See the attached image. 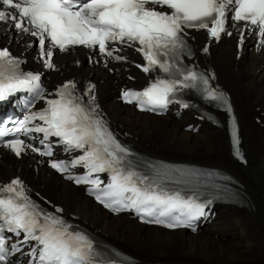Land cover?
I'll return each mask as SVG.
<instances>
[{
  "label": "snow or ice",
  "instance_id": "obj_1",
  "mask_svg": "<svg viewBox=\"0 0 264 264\" xmlns=\"http://www.w3.org/2000/svg\"><path fill=\"white\" fill-rule=\"evenodd\" d=\"M0 23L36 38L39 58L53 70L55 49L67 52L73 46L98 48L106 57V67L109 59L127 62V56L121 53L125 48L134 49L145 61L136 67L145 74H155L143 90L122 91V99L129 104L135 102L141 111L164 110L169 103L180 102L178 93L183 89H194L205 94V99L231 110L227 97L210 86L214 76L183 63L184 56H192L186 29H205L210 37L219 40L222 33L233 35L230 26L239 33V46H243L248 32L256 34L258 49L264 47V0H0ZM204 51H208L207 47ZM23 62L7 47L0 48V101L28 89L47 107L29 111L12 128L0 122V143L4 147L18 157L26 150L52 157V144L46 141L49 137L59 138L65 151L78 149L83 154L70 163L50 160V167L67 173L65 178L78 185H92L89 194L105 208L114 213L134 208L144 223L196 230L192 222L206 215V203L211 201L198 203V197H186L169 187L172 176L184 175V170L152 166L151 175L137 171L129 159L131 153L109 130L99 111L95 85L89 84L78 95L76 82L69 80L57 89L54 95L58 98L48 99L40 83L41 75L23 72ZM182 106L189 107L187 103ZM37 120L43 123L28 127ZM30 133L43 134L39 147L16 135L34 139ZM5 136L13 138L3 140ZM232 136L235 154L242 158L234 118ZM78 165L87 169L85 175L71 174L69 169ZM103 172L110 175L109 182L101 188L104 182L92 176ZM62 212V208L47 212L32 201L19 178L0 185V264H9V257L30 241L35 245L28 255L35 264H123L104 254L85 232L57 215ZM5 233L23 238L9 246L12 237Z\"/></svg>",
  "mask_w": 264,
  "mask_h": 264
},
{
  "label": "bare ground",
  "instance_id": "obj_2",
  "mask_svg": "<svg viewBox=\"0 0 264 264\" xmlns=\"http://www.w3.org/2000/svg\"><path fill=\"white\" fill-rule=\"evenodd\" d=\"M214 49L217 65L223 69L228 67L231 64L227 54L230 48L222 43ZM232 58L233 55L231 62L237 66V72L227 69L231 78L223 74L221 78L226 86L238 93L234 100L240 114L245 147L251 163L247 171L238 172V175L242 176L244 192L247 195L245 206L224 207L219 211L217 221L201 235H186L178 230L174 233L158 230L151 231L144 237L146 231L151 229L125 220H116V224L107 221V216L89 200L76 192L70 190L66 192L69 208H74L82 219L102 222L109 237L117 243L122 241L134 248L142 262L264 264V149L259 147L260 142L256 145L259 127L252 118L257 113L252 112L249 107L252 100H257L264 110V62L255 60L248 53L243 54L240 64L235 63ZM242 99L247 100L246 105ZM143 120L146 124L139 130L138 136L148 141L154 149L173 148L172 146L176 144L180 148L181 142H185L192 155L206 161L217 162L234 171L235 163L227 154L226 136L219 129H212L203 123L198 133L192 134L183 132L179 122L168 118L147 116ZM261 121L264 122V117ZM62 198L61 196L60 199ZM215 236L217 240H214Z\"/></svg>",
  "mask_w": 264,
  "mask_h": 264
},
{
  "label": "rangeland",
  "instance_id": "obj_3",
  "mask_svg": "<svg viewBox=\"0 0 264 264\" xmlns=\"http://www.w3.org/2000/svg\"><path fill=\"white\" fill-rule=\"evenodd\" d=\"M181 255H185V254H181ZM187 256H192V255H187ZM199 258H201V257H199ZM196 259V258H195Z\"/></svg>",
  "mask_w": 264,
  "mask_h": 264
}]
</instances>
